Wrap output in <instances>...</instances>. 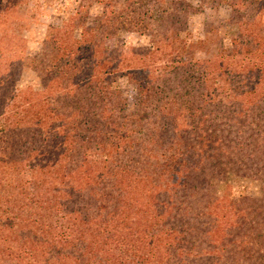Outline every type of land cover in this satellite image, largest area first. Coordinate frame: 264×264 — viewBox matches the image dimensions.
Masks as SVG:
<instances>
[{"label":"trees","instance_id":"1","mask_svg":"<svg viewBox=\"0 0 264 264\" xmlns=\"http://www.w3.org/2000/svg\"><path fill=\"white\" fill-rule=\"evenodd\" d=\"M189 8L132 0L94 26L76 11L20 98L26 41L0 30V264H264L259 200L208 186L264 179V0H231L236 32L203 58ZM127 22L147 43L107 53ZM133 74L129 110L117 79Z\"/></svg>","mask_w":264,"mask_h":264},{"label":"rangeland","instance_id":"2","mask_svg":"<svg viewBox=\"0 0 264 264\" xmlns=\"http://www.w3.org/2000/svg\"><path fill=\"white\" fill-rule=\"evenodd\" d=\"M169 0H166L168 2ZM189 5L188 39L196 42V57L211 55L222 44L233 38L236 27L228 22L231 0H186ZM108 5L97 0H20L15 18L5 16L0 11V30L13 32L26 41L24 62L19 78L14 82L17 98L26 87L39 88V81L32 70L35 60L48 51L52 33L68 17L81 11L88 26L96 25L99 20L111 12H117L132 3V0H110ZM160 11L156 3L150 4V13ZM264 33V18L262 23ZM79 32L74 33L78 38ZM147 38L137 34L136 23L127 22L126 28L118 37L105 43L106 52L145 45ZM169 47L173 45L167 41ZM138 75L118 78L117 85L127 102L129 110H134L136 101V82ZM209 191L217 196L227 194L232 200L240 196H249L259 200L264 207V179L254 180L245 177L241 171L228 173L223 178H214L209 182Z\"/></svg>","mask_w":264,"mask_h":264}]
</instances>
